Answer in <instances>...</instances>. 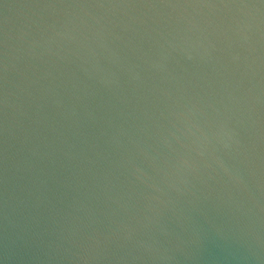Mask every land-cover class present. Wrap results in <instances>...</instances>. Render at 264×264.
Wrapping results in <instances>:
<instances>
[{"label":"water","instance_id":"water-1","mask_svg":"<svg viewBox=\"0 0 264 264\" xmlns=\"http://www.w3.org/2000/svg\"><path fill=\"white\" fill-rule=\"evenodd\" d=\"M0 264H264V0H0Z\"/></svg>","mask_w":264,"mask_h":264}]
</instances>
